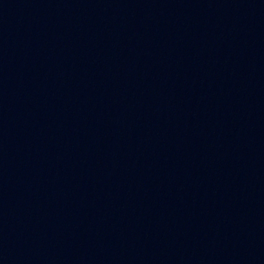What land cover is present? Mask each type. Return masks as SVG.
<instances>
[{
	"label": "water",
	"instance_id": "water-1",
	"mask_svg": "<svg viewBox=\"0 0 264 264\" xmlns=\"http://www.w3.org/2000/svg\"><path fill=\"white\" fill-rule=\"evenodd\" d=\"M0 264H264V0H0Z\"/></svg>",
	"mask_w": 264,
	"mask_h": 264
}]
</instances>
